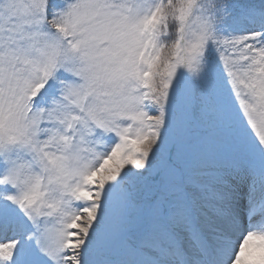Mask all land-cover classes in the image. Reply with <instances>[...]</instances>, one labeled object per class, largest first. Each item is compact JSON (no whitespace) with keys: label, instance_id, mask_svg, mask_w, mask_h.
<instances>
[{"label":"snow or ice","instance_id":"snow-or-ice-1","mask_svg":"<svg viewBox=\"0 0 264 264\" xmlns=\"http://www.w3.org/2000/svg\"><path fill=\"white\" fill-rule=\"evenodd\" d=\"M0 264H264V0H0Z\"/></svg>","mask_w":264,"mask_h":264}]
</instances>
